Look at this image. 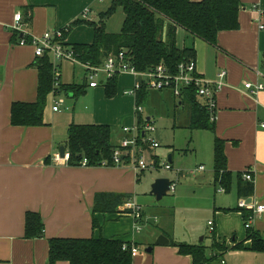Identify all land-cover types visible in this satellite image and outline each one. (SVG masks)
Here are the masks:
<instances>
[{
	"label": "crops",
	"instance_id": "obj_1",
	"mask_svg": "<svg viewBox=\"0 0 264 264\" xmlns=\"http://www.w3.org/2000/svg\"><path fill=\"white\" fill-rule=\"evenodd\" d=\"M105 1L0 0V264H48V242L53 238L103 237L133 243L141 249V240L135 232V223L130 216L131 211L126 210V204L138 201L145 172L135 173L129 166H70L61 156L60 150L64 147L67 154V132L71 124H76V116L73 114L70 117L62 113L68 111V108H64L61 113H54L52 95L48 98L51 107L47 105L45 110L44 126L26 128L11 124L12 105L35 102L38 88L34 47L20 46V40L14 38L15 15L22 14L24 32L41 37L47 33L59 32L78 19L97 22ZM241 3L239 29L220 32L217 46L194 39L182 28L177 30L178 47L195 48L197 72L202 78L215 82L220 72H227L225 85L216 96L215 122L216 134L225 142L228 171L232 175L230 190L226 191L219 185L217 187L213 171L211 184L219 193L217 204L213 208V220H208L203 229H192L189 235L178 230L175 211L167 207H154L149 208L146 213L137 204L142 211V223L148 217L149 221L157 224V229L150 234L149 239L144 240L150 245L151 252H147L150 249L147 248V255L139 253L133 264H193L192 257L180 255L179 249L173 244L202 245L211 258L214 239L227 249L221 257V263L223 261L228 264L225 258L229 255L231 264H264V251H252V242L248 240L249 232L259 233L264 239V214L257 216L252 229L247 230L245 224L249 218L244 219V214L245 210L251 214V210L240 207L242 201L250 202L248 205H264V129L261 127L264 124V90L258 95H252L245 89L246 83L253 86L264 85V30L261 29V26L264 27V0H241ZM86 10L90 14L84 19ZM93 40V29L80 26L72 31L66 43L92 44ZM81 70L70 69L71 75H67L66 67L63 63L60 64L61 82L81 84L80 79L85 75L84 70ZM134 83L135 79L131 75L120 76L118 93L112 100L106 97L104 87V91L88 87L86 94L90 89L88 98L89 101L92 100V106L93 102L96 103L93 112H97V115L93 113L91 122L87 120L88 123L79 122L76 125L108 126L99 117V112L104 110H97V105L110 109L117 104V98H131L124 95V91L131 89ZM152 92H149L147 100ZM172 96L174 97L173 94ZM124 102L127 113L132 103L135 108L134 98H131V103ZM179 104L182 105L180 100ZM146 115L152 121L149 114ZM188 120L189 116L181 125L186 128ZM174 124L177 122L174 121ZM122 133L123 140L127 135L123 131ZM212 136V142L209 137L206 138L207 150L212 144L214 162V135ZM58 155L60 161L57 162ZM154 156L156 163L163 165L160 157ZM168 163L173 165V155L168 157ZM199 167L204 166H198L191 172L192 175L203 173L195 172ZM171 170L173 171V167ZM248 170L254 174V182L243 179V173ZM183 177L182 172L175 175L176 179ZM160 178L168 177L158 179ZM247 184L253 187L251 193H247L244 188ZM231 192L234 193L230 194ZM104 195L124 197V204L118 207L115 214L94 212L98 197ZM28 212L38 213L42 217L45 225L43 237L25 239V218ZM167 217L165 222L164 218ZM94 220L98 224L95 229ZM210 222L214 223L213 233L210 231ZM207 232L212 234L208 246L205 236L198 240ZM160 236L166 237L169 244L157 245L156 240Z\"/></svg>",
	"mask_w": 264,
	"mask_h": 264
},
{
	"label": "trees",
	"instance_id": "obj_2",
	"mask_svg": "<svg viewBox=\"0 0 264 264\" xmlns=\"http://www.w3.org/2000/svg\"><path fill=\"white\" fill-rule=\"evenodd\" d=\"M241 0H113L106 12L99 15V20H75L61 30L59 42L70 47L82 63L92 66L101 65L104 60L122 51L138 72H147L163 64L171 73H177L182 63L195 61L196 50L193 47L180 49L177 45V30L182 28L194 39H200L212 46H217L218 35L224 31L239 29ZM122 9L125 15L121 31L110 34L106 30L107 21ZM88 26L94 31L92 44H67L66 40L75 28ZM22 34L14 33V38L21 40ZM27 40L28 37H26ZM30 42V40H29ZM196 62V61H195ZM35 67L38 71L37 99L33 103H14L11 109V124L14 127L44 126V115L48 98L54 91L55 81L60 82L59 94L77 99L86 94V79L81 84H63L60 75L56 77L51 55L46 53L37 58ZM119 78L115 77L103 87L108 99L118 93ZM150 91L143 88L139 91L136 104L142 106ZM182 106L189 109L187 129L205 131L214 135V177L215 184L230 190L231 173L228 171L225 142L216 134V122L202 101L197 98L194 89H188L180 100ZM142 122L139 116V123ZM66 149L69 154L68 164L78 166L83 159L88 160L89 167H101L102 162L113 166L112 157L117 146L113 145L112 131L105 125L71 124L67 132ZM241 178V174L239 175ZM247 193L253 191L249 184L244 187ZM124 197L99 196L94 209L95 213L115 214L124 204ZM102 206V207H99ZM245 210L244 219L250 217ZM98 228L94 220V229ZM45 225L38 213L28 212L25 218V239L34 240L44 236ZM248 240L252 242L251 250L264 251V239L259 233L249 232ZM48 264L67 262L68 264H133L130 251H124L125 244L118 239L103 237L90 239L53 238L49 240ZM179 254L191 256L193 264H221V257L226 252L224 245L215 239L212 245L213 256L209 258L204 246L188 244L175 245ZM239 248V247H237Z\"/></svg>",
	"mask_w": 264,
	"mask_h": 264
},
{
	"label": "rangeland",
	"instance_id": "obj_3",
	"mask_svg": "<svg viewBox=\"0 0 264 264\" xmlns=\"http://www.w3.org/2000/svg\"><path fill=\"white\" fill-rule=\"evenodd\" d=\"M113 0H106L104 8L101 7L99 13L106 12L111 6ZM103 6V5H102ZM103 8V9H102ZM98 13V14H99ZM124 12L122 9H118L117 12L107 21V31L111 33H119L121 31L124 22ZM76 29V28H75ZM74 29V30H75ZM62 64V63H61ZM66 67L67 75H71L70 69L82 71L78 65L72 63L63 62ZM84 73V72H83ZM80 82L84 81L85 75L82 76ZM100 91H104L103 87H99ZM90 90V89H89ZM87 92L77 99L71 98L68 95H60L59 100L62 102L64 108H68V111L62 113L71 116H76L74 122L78 124L91 122L93 113L97 115V112H93V108L96 103L92 100L89 101L88 95L91 91ZM132 98V97H131ZM131 98L125 99L119 97L116 100V105L113 108H100L97 105L96 109H103L99 112V117L102 122L107 123L112 131L113 145H118L122 141V128L124 126H132L134 121V104L132 103L129 108V113L126 112V103H131ZM106 99V98H105ZM115 99V98H114ZM107 100V99H106ZM112 100V99H108ZM51 103V102H50ZM48 104L51 107V104ZM144 109V116L146 114L152 118L153 125L157 129V133L154 134V138L160 143V148L155 151V155L161 159V164L168 163V157L173 155V171L165 170L164 168H158L153 171L145 172L146 175L142 178V186L138 193V201L136 204L143 207L144 212L148 213L149 208L154 207H167L169 210H173L176 213V225L178 230L183 234H191L192 229H203L207 226L208 220H213L214 206L217 204L219 193L213 189L211 184L213 181V158L211 153L212 144L209 150H207V138L212 142L213 136L209 132L203 131H190L185 128L181 123L189 115V109L187 105H180L179 100H176L171 93L153 91L150 93L149 99L142 105ZM89 120V121H87ZM174 121L177 124H174ZM91 124V123H90ZM193 135V136H192ZM198 166H204L203 173L192 175ZM177 172H182L184 175L181 179H176ZM167 176L176 184L177 191L174 193H168L161 201H157L156 197L151 194V187L154 184V178ZM157 178V179H158ZM156 179V180H157ZM153 182V183H151ZM234 192H231L232 194ZM229 195V194H227ZM165 222L168 220L164 218ZM157 229L155 222L146 220L141 224V231L137 234L140 243V254H146L147 248H150L148 243L144 240L150 238V234ZM202 236H205L206 246L210 244V237L212 234L209 232L199 237V241ZM158 240V239H157ZM156 240V242H157ZM228 264H231V257L225 258Z\"/></svg>",
	"mask_w": 264,
	"mask_h": 264
},
{
	"label": "built area",
	"instance_id": "obj_4",
	"mask_svg": "<svg viewBox=\"0 0 264 264\" xmlns=\"http://www.w3.org/2000/svg\"><path fill=\"white\" fill-rule=\"evenodd\" d=\"M105 0H100L104 2ZM90 14L89 10H86L83 14V18L86 19ZM23 16L18 13L14 18L13 30L14 32L23 33L22 39L19 42L20 46L31 45L34 47L36 58L43 57L46 53H49L52 58V62L55 68L56 77L59 76V65L63 62H69L73 65L80 66L85 72V79L88 87L91 89H97L103 87L107 82L115 77L122 75H131L135 79L134 86L131 89L124 91V95L129 96L137 100L139 91L143 88L147 91H170L174 97L178 100L183 98V93L188 89H194L198 99L202 101L211 115V120L216 121V96L219 91L224 87V81L227 78V72L222 71L217 76V81L210 82L202 78L197 72V66L195 61L182 63L178 67L177 73H171L165 65L161 64L154 69L147 72H138L135 67L128 60V56L125 52H121L117 55H111L107 57L104 62L99 66H92L91 64L82 63L75 52L70 47H66L64 43L59 42L58 39L62 37V32L47 33L41 37L26 33L22 29ZM264 30V27L261 26ZM26 37H28L27 40ZM60 82L55 81L54 91L52 92V110L54 113H61L63 111V104L59 100L58 89ZM245 89L252 95H258L259 92L264 90L263 84L253 86L251 83L245 84ZM139 116L142 122L139 123ZM264 129V124L261 125ZM122 131L126 138L115 148L112 162V167L129 166L135 173H141L146 171H153L158 168H164L165 170H171L172 167L169 163L158 165L155 161L153 151L160 148V143L153 136L157 133V129L154 127L153 122L144 116V109L142 106L135 105L134 108V123L130 127H123ZM69 154H65V161H69ZM56 161H60V156L56 157ZM81 167H89L88 160L83 159L80 163ZM101 167H110L108 162L104 161ZM204 167H199L195 172L204 171ZM194 173V172H193ZM243 179L247 182H254L255 177L251 171H245L243 173ZM176 190V184L171 183L170 193H174ZM241 208H249L251 215L248 222L245 224L247 230L252 229V224L255 218L264 214V205H248L244 201L240 203ZM126 210L131 211L130 216L135 223V232L141 231V223L143 215L140 206L134 201H129L126 204ZM210 231L214 232V223L210 222ZM124 251H130L133 258H136L139 254V247L133 243L130 245L125 244L123 246ZM221 264H225L223 261Z\"/></svg>",
	"mask_w": 264,
	"mask_h": 264
},
{
	"label": "water",
	"instance_id": "obj_5",
	"mask_svg": "<svg viewBox=\"0 0 264 264\" xmlns=\"http://www.w3.org/2000/svg\"><path fill=\"white\" fill-rule=\"evenodd\" d=\"M61 156H65V148L62 147L60 150ZM170 186H171V180L168 178H160L157 179L154 184L152 185V191L151 194L154 195L157 199V201H161L165 196L168 195L170 192ZM250 203V202H248ZM247 203V204H248ZM157 245H167L169 244V240L164 237L160 236L156 242ZM151 248L148 249L147 252H151Z\"/></svg>",
	"mask_w": 264,
	"mask_h": 264
}]
</instances>
